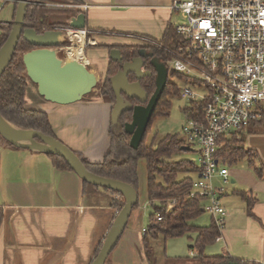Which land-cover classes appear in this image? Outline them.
I'll use <instances>...</instances> for the list:
<instances>
[{"label": "crops", "instance_id": "obj_1", "mask_svg": "<svg viewBox=\"0 0 264 264\" xmlns=\"http://www.w3.org/2000/svg\"><path fill=\"white\" fill-rule=\"evenodd\" d=\"M57 1H60L58 5H70L64 0ZM77 1L74 8L85 16V28L81 30L82 58L88 70L100 79V84L105 79L112 49L144 47L141 37L160 41L168 25H176L173 18L179 16L170 8L173 0ZM9 22L12 19L0 24ZM28 95L30 102H27ZM100 96L98 89L94 95L58 105L45 101L28 80L25 105L47 113L58 141L81 154L86 162L100 163L110 146L113 107ZM189 151L187 145L183 152ZM189 175L197 178L198 173ZM230 175L236 176L231 184L237 183L239 189H244L240 192L254 199L252 212L257 220L248 217L243 207L233 210V196L225 188L221 198L226 210L224 229L221 238L208 246L204 254L229 255L264 264V181L252 174L229 172ZM214 185L220 186L221 181L215 179ZM228 185L229 182L224 186ZM103 196V201L100 198L98 202L93 195L84 196L80 178L73 171L54 168L43 153L0 147V206L3 208L0 264H92L118 213L108 205L107 198L115 196L110 193ZM145 207H148L147 201ZM138 219L132 211L122 236L104 264H148L142 244V230L147 226L139 228ZM185 237L189 255L174 258H194L189 248L196 236ZM150 245L156 264H171L169 260L174 258L166 254V241L159 237L151 240Z\"/></svg>", "mask_w": 264, "mask_h": 264}, {"label": "trees", "instance_id": "obj_2", "mask_svg": "<svg viewBox=\"0 0 264 264\" xmlns=\"http://www.w3.org/2000/svg\"><path fill=\"white\" fill-rule=\"evenodd\" d=\"M70 4H77V0H64ZM60 1L57 0H28V6L25 12L24 29H34L41 34L46 30L67 28L64 23L50 22L52 17H70L76 13H80L75 8H65L54 6ZM17 4L14 6L13 18ZM78 11V12H77ZM12 28V22L0 24V48L6 42ZM179 37L175 28L168 25L162 40L157 41L159 44L168 49H175L179 43ZM68 40H65L60 47H68ZM143 48L152 53L153 57L160 60L164 64L170 56L163 49L154 46H120L118 50L122 56L123 62L130 61L134 58L138 51ZM34 47L27 44L21 37L16 46L15 52L8 66L0 76V116L6 121L20 129L34 130L45 136L56 138L51 127L47 113L26 108V91L28 88V79L26 77L25 68L22 63V55L33 50ZM143 68L152 73L149 77L140 80L141 88L150 98L155 91V76L150 59L144 61ZM120 70V64L109 61L105 79L98 87L99 94L103 100L112 106L115 103V94L111 89L110 78ZM179 79L182 76L172 73ZM133 81V79L131 78ZM91 95V94H90ZM89 95V96H90ZM180 95L178 88L167 81L166 87L156 106L154 114L148 124L146 133L139 145L134 150L130 147V135L125 133L124 125L131 122V111L125 112L118 117L117 123L111 125L109 129L110 146L108 153L104 156L100 163H88L82 155L75 153L79 160L84 164L87 171L91 174L113 179L131 185L138 194V162L144 160L146 171V201L152 212L149 214V222L142 236V244L144 255L148 264H156L153 249L150 241L161 236L165 242L167 239L179 238L189 234H195L192 246L189 248L194 253L193 264H259L256 262L244 261L232 258L229 255L223 256H206L205 249L216 243L221 238V231L214 224V220L210 216L207 226H197L192 222L199 216L206 214L203 209L202 202L198 199H190L189 192L192 185V179L189 174L199 171L198 167L190 160L171 161V158L183 152L186 143L179 138L177 134L167 135L156 141L153 136L147 141L153 120L156 117H167L170 102L167 96ZM132 105L138 103L129 100ZM203 105V103H202ZM201 110V105H187L183 109L186 118H197L194 109ZM196 111V110H195ZM260 132L264 134V106L261 111L257 112L254 118L249 122L246 128L237 130L230 136H222L218 140L216 158L222 166H233L246 160L248 166L252 169L255 177L264 181V164L259 162V156L256 150L245 147L244 133ZM0 147H6L15 150H21L0 136ZM26 150V149H25ZM54 168L57 170L73 171L72 168L61 157L47 154ZM103 193H110L115 196L114 199H108V205L112 208L120 209L125 201L121 194L92 186L83 182V194L86 197L95 196L98 202L101 198L103 201ZM236 195L245 201L246 215L257 220L253 214L254 199L247 197L244 192H236ZM139 208V203L135 204L132 211ZM159 216L161 220H157ZM3 220V208L0 206V226ZM101 247V246H100ZM100 249V248H99ZM99 251V250H98ZM187 260V258H174L171 264H177L178 261Z\"/></svg>", "mask_w": 264, "mask_h": 264}, {"label": "built area", "instance_id": "obj_3", "mask_svg": "<svg viewBox=\"0 0 264 264\" xmlns=\"http://www.w3.org/2000/svg\"><path fill=\"white\" fill-rule=\"evenodd\" d=\"M16 2L0 0V12ZM170 8L183 20L174 26L180 39L176 48L144 37L140 40L170 56L167 69L171 67L187 82L180 99L187 105H201L200 112V106L194 109L199 117L186 118L182 129L186 146L196 145L199 155L189 198L202 202L204 212L222 233L226 210L221 198L229 171L216 158L217 144L220 137L246 128L264 106V0H173ZM69 46L60 48L66 56ZM78 61L84 64L83 58ZM215 179L220 186L214 185Z\"/></svg>", "mask_w": 264, "mask_h": 264}, {"label": "water", "instance_id": "obj_4", "mask_svg": "<svg viewBox=\"0 0 264 264\" xmlns=\"http://www.w3.org/2000/svg\"><path fill=\"white\" fill-rule=\"evenodd\" d=\"M28 4V0H17L11 32L0 48V76L11 61L18 41L22 37L27 44L34 47L33 50L22 55V63L27 79L36 86L39 96L45 101L58 105H68L89 96L100 86V79L82 62L62 56L60 50V46L68 37V30L81 31L85 28L84 14L76 13L70 17H63V21L59 23H64L67 28H55L39 34L34 29H24ZM109 59L120 64V70L110 78L111 89L115 94L111 124L115 125L121 114L131 111V122L124 125V131L131 137L130 147L136 150L166 87L168 69L146 49L139 50L137 55L127 62H123L119 50L112 49L109 52ZM146 59H150L155 72V91L150 98L139 83L142 78L152 75L151 72L143 70ZM131 75L134 77L133 82L129 80ZM124 97L138 104L132 105ZM2 122H9L0 116V136L5 141L21 149L61 157L82 182L123 196L125 203L116 214L92 262V264H104L122 236L132 209L138 201L135 189L124 182L91 174L75 153L57 139L34 130L17 128L11 123L12 128H9Z\"/></svg>", "mask_w": 264, "mask_h": 264}, {"label": "rangeland", "instance_id": "obj_5", "mask_svg": "<svg viewBox=\"0 0 264 264\" xmlns=\"http://www.w3.org/2000/svg\"><path fill=\"white\" fill-rule=\"evenodd\" d=\"M58 5V4H57ZM71 5V4H70ZM57 7H66L59 5ZM14 6L9 4L4 7V9L1 11L0 14V21H11L12 13H13ZM51 22H62L63 17H52L50 18ZM173 21L175 24H180L183 22L182 18L180 16H175L173 18ZM73 45V42H70V46ZM69 46V47H70ZM67 52V51H66ZM62 53V52H61ZM90 53H87V56ZM62 56H66L64 53H62ZM169 67V66H168ZM169 69V76H168V82L171 84H174L177 88L179 93L181 90L187 86V82L183 79H179L176 76L172 75V69L171 67ZM98 91V88L94 92L91 93V95H94V93ZM34 98V97H33ZM31 98V100H33ZM167 99L170 102V107L168 110V116L167 117H156L150 128V133L147 136V141H150L151 138L154 136L156 138V141H159L160 139L164 138L167 135H174L177 134L179 138L183 139L186 142V137L183 134V127L186 126V116L183 113V109L187 106L188 102L181 100L180 97L176 96H167ZM27 102H30V97L28 95ZM244 143L246 148H252L257 151L259 156V162L264 164V134L260 132L250 133L247 132L244 133ZM190 151L189 152H180L179 154L174 155L171 158V161H178V160H190L194 164H198V152L197 147L194 144H191ZM196 151V152H195ZM197 153V154H196ZM226 167V166H225ZM227 169L229 172L233 173H239V174H252L254 175L252 169L248 166L247 161L243 160L236 165L233 166H227ZM138 193H139V208L135 209L133 211V214L136 216H139V219L137 221L139 228L143 227L145 228L148 225L149 222V214L152 212L150 207L146 206V198L144 196L145 194V186H146V171H145V162L144 160H140L138 162ZM255 176V175H254ZM196 176H191V178L194 180ZM196 179V178H195ZM236 181V176H229V185L224 186L228 193L233 196V200L231 203V208L233 210L238 209L239 207L245 208V203L242 201V199L236 195V192L239 190L238 184H231V181ZM145 207V209H144ZM193 224H196L198 226H207L209 224V217L208 215H201L195 221L192 222ZM161 238V236H159ZM158 237V238H159ZM162 239V238H161ZM218 240V239H217ZM215 244V243H214ZM213 244V245H214ZM188 241L185 236L179 237V238H171L166 240V254L167 256L174 258V257H183L187 254L189 255V251L187 248ZM193 253V252H192ZM194 254V253H193ZM183 262L179 264H193V260H181Z\"/></svg>", "mask_w": 264, "mask_h": 264}, {"label": "bare ground", "instance_id": "obj_6", "mask_svg": "<svg viewBox=\"0 0 264 264\" xmlns=\"http://www.w3.org/2000/svg\"><path fill=\"white\" fill-rule=\"evenodd\" d=\"M69 36L71 38V41L73 42V45L66 50L67 56L70 59L79 60L80 58H82L83 34L81 31L79 32L73 31V32H70ZM3 124L6 127L12 128V125L10 123L4 122Z\"/></svg>", "mask_w": 264, "mask_h": 264}, {"label": "flooded vegetation", "instance_id": "obj_7", "mask_svg": "<svg viewBox=\"0 0 264 264\" xmlns=\"http://www.w3.org/2000/svg\"><path fill=\"white\" fill-rule=\"evenodd\" d=\"M166 66V65H165ZM143 70L144 71H146L144 68H143ZM150 72V71H149ZM153 72H154V70H153ZM169 73V72H168ZM154 76H155V72H154ZM131 78L133 79V81H134V77L131 75V76H129V80H130V82H133L132 80H131ZM168 81V80H167ZM145 105V104H144Z\"/></svg>", "mask_w": 264, "mask_h": 264}]
</instances>
